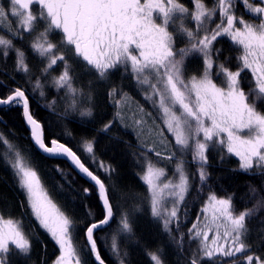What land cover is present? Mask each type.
Listing matches in <instances>:
<instances>
[{
  "label": "snow or ice",
  "instance_id": "6c2138e0",
  "mask_svg": "<svg viewBox=\"0 0 264 264\" xmlns=\"http://www.w3.org/2000/svg\"><path fill=\"white\" fill-rule=\"evenodd\" d=\"M191 4L182 0H0V20L11 24L4 29L0 23V63L4 65L0 72L15 85L0 81L5 89L0 109L19 108L38 150L67 159L92 185L82 189L84 216L78 218L54 202L38 171L17 153L12 167L18 187L40 228L59 246L52 264H107L98 246V241L103 243L100 234L119 214L118 231L132 238L134 212H147L160 224L176 246L178 264H204L214 257L232 258L231 264H264V254L251 251L248 239L250 220L259 217L264 225L260 215L264 186L249 185L251 206L237 209L232 195L220 196L208 183L207 170L212 151L220 162L235 157L239 170L264 175V109L259 107L264 103V0H191ZM238 4L250 14L248 19L238 13ZM225 39L233 55L218 46ZM30 55L38 59V65L30 63ZM9 60L12 73L7 71ZM73 65L91 79L82 82ZM118 73L130 78L145 99L158 107L174 137V149L167 157L170 162L174 159L172 173L147 163L141 176L147 195L134 197L143 207L131 209L122 202L128 193L113 182L115 169L95 157L94 138L85 139L82 148L96 171L57 138L46 142L43 124L31 110L32 94L40 90L43 97L50 86L56 94L51 103L59 97L64 115L92 118L97 82L107 86L109 97L127 95L123 85L113 80ZM17 76L23 84L15 83ZM119 117L117 112L114 119L102 123L101 131L110 130ZM146 155L141 151L140 156ZM189 165L195 166V172H190ZM190 192L203 196L204 202L189 225L185 218ZM93 193L99 210L88 202ZM74 237H82V242L74 244ZM31 247L21 220L0 212V264H11L13 256L29 259ZM110 250L116 264H129L128 252L115 237ZM145 255L150 264H166L160 248L146 249Z\"/></svg>",
  "mask_w": 264,
  "mask_h": 264
},
{
  "label": "trees",
  "instance_id": "16d2710c",
  "mask_svg": "<svg viewBox=\"0 0 264 264\" xmlns=\"http://www.w3.org/2000/svg\"><path fill=\"white\" fill-rule=\"evenodd\" d=\"M5 2V1H4ZM187 6L192 7L191 0H182ZM7 3V1L5 2ZM238 13H243L245 19L250 17L242 5H237ZM5 26V23H4ZM19 43V42H18ZM26 47V45H24ZM223 48L226 55H233V47L228 40H221L218 45ZM30 63L33 59L38 65L37 58L30 55ZM33 58V59H32ZM32 59V60H31ZM10 63H8L9 65ZM57 67L52 73L57 75L61 70ZM76 68L79 79L84 82L91 79L81 68L73 65ZM4 65L0 63V69ZM7 71L12 73L10 67L7 66ZM119 83L130 92L134 89L129 79H123L120 74H117ZM50 79V78H49ZM126 80V81H125ZM0 81L6 83L9 87L15 86L13 81L0 72ZM16 84H23L24 81L17 76ZM102 83L97 82L94 95L99 101L95 109L94 117H87L81 120L77 114L64 115V102L56 97V103H51L56 95L52 87L46 86L44 89L45 95L40 97L37 90L32 94L31 110L34 117L42 122L46 142L49 138L55 137L60 142L71 147L81 156L82 162L96 171L90 157L83 151L82 143L85 139H93L95 141L94 154L97 160H102L111 168L115 169L113 182L121 190L128 193L122 200L126 201V206L131 209L139 205L143 207L141 200L134 199L135 196L147 195V188L141 180L143 171L146 169L147 163L151 162L157 167H165L168 172L174 167V162H165V158L157 157L152 154H147L146 157L140 156L142 150L138 146V140L135 134L128 132L126 129L119 128L118 122H114L110 130L101 131L102 123H107L110 119H114V110L110 103H107V88L101 89ZM125 92H128L126 89ZM137 91V90H136ZM5 89L0 88V95H3ZM130 95V94H129ZM101 96V97H100ZM131 96V95H130ZM136 96V95H135ZM140 97V94H138ZM104 104V105H103ZM103 106V107H102ZM264 109V103L259 105ZM0 117L3 122L0 123V212L6 217L12 216L19 218L23 227L31 237V255L29 259L20 258L17 256L11 257V264H52V261L59 254V246L51 239L50 235L36 230L32 221L34 219L28 212L23 192L18 187L12 165L19 153L20 159L34 167L41 177L42 184L54 200V202L72 215L82 218L84 216V199H82V189L91 187L81 178H79L68 165L61 160H50L42 155L32 146L29 138V133L25 128L23 118L19 108L0 109ZM8 143L5 144L4 140ZM12 149H9V145ZM209 164L207 170L210 173L208 183L216 190L220 196L232 195L233 202L237 209H244L246 206H251L249 199V185L260 188L264 186V175L257 174L253 170L250 174H246L239 170L238 159L235 157L225 158L223 162L218 160V155L215 152L209 151ZM168 157V156H166ZM139 158V163L137 159ZM168 164V165H166ZM59 166L60 171L56 166ZM164 165V166H163ZM171 166H173L171 168ZM190 172H195V166L189 165ZM102 178L103 172H98ZM24 201V207H21V202ZM188 204V215L185 218L190 225L199 211V207L204 202L203 196H197L194 192H190L186 197ZM88 202L99 210L95 193L88 198ZM264 216V213L260 214ZM134 236L130 238L128 233L118 231L119 214L111 227L100 234L98 246L102 257L107 264H116L117 258L112 254L110 246L113 243V238H116L117 244L122 250L128 252L129 264H150L148 256L145 255V250L155 251L157 248L162 249L166 264H178L179 256L176 254V246L169 237L162 233L160 224L154 222L147 212L133 213L130 216ZM251 233L248 237L249 242L253 245L251 251L257 254H264V240L261 236L264 235L262 229L264 225L259 222V217L248 222ZM183 231H187L185 226ZM82 242V237H74V244ZM187 247V242H185ZM224 264L227 262L224 261ZM217 259L205 260L204 264H223Z\"/></svg>",
  "mask_w": 264,
  "mask_h": 264
},
{
  "label": "rangeland",
  "instance_id": "374dc122",
  "mask_svg": "<svg viewBox=\"0 0 264 264\" xmlns=\"http://www.w3.org/2000/svg\"><path fill=\"white\" fill-rule=\"evenodd\" d=\"M4 1L6 2L7 0H4ZM0 23L3 24L4 29H9L11 27L10 22L6 19L0 20ZM4 23H5V26H4ZM9 63L10 64L8 66L10 67V70H12L11 60H9ZM32 64H35L34 59H33ZM117 77L119 76L116 75L113 77V80L115 82H118L119 80L117 79ZM120 77L123 79H129L128 83L130 82L134 89L130 92L129 91L130 88L127 89L123 87V92L127 94L124 97L112 98L107 95V103L108 104L110 103V105L112 106L114 110V118L117 112L120 113V117L118 119H115V121L118 122L119 124V128L126 129L128 130V132H132L133 134L136 135L137 140H138L137 147L140 150L146 152L147 154H152V155H155V152H160L161 156L159 157L165 158L164 159L165 162H169V159L166 156H169L174 149V137L172 136L171 133L167 131L166 126L164 124V117L162 113L160 112L158 107L153 106L151 101L145 99L144 94L134 85L133 81L130 78H127L121 75ZM84 82L86 83L87 81H84ZM123 86H126V85L124 84ZM106 88L107 86L102 83L101 89L105 90ZM125 89L128 92H125L124 91ZM138 94H140V97L138 96ZM96 97L97 96H95V103L99 104V101L96 99ZM117 100H119V103H117ZM74 117H77L81 120H85L87 118V117L81 118L78 115ZM137 121H140V123H137ZM8 146H9V149H12L10 147V144ZM148 148L153 149V151L148 152ZM172 162H174V159ZM24 163L30 166L27 162H24ZM172 167L173 166H171V168ZM173 169L174 167L171 170H169V174L172 173ZM13 171H15L14 174H16V170L13 169ZM16 183L18 185V177H17ZM24 197H25V194H24ZM26 205L28 206V212L30 216L34 219V221L31 220L33 227L36 230L39 229L42 232H46L45 230L40 228L38 221L31 214L30 207L27 204V202H26ZM214 258L217 259V262L220 261L223 263L224 261H226L227 262L226 264H231V260H232V258H229V257H214Z\"/></svg>",
  "mask_w": 264,
  "mask_h": 264
},
{
  "label": "water",
  "instance_id": "95a60500",
  "mask_svg": "<svg viewBox=\"0 0 264 264\" xmlns=\"http://www.w3.org/2000/svg\"><path fill=\"white\" fill-rule=\"evenodd\" d=\"M23 122H24V120H23ZM24 125H25V123H24ZM25 128H26V130L28 131V133H29V129H28V127L25 125ZM30 142H31V144H32V146L40 153V155H42L43 157H45V158H47V159H50V160H61V161H64L67 165H68V167L79 177V178H81L83 181H85L87 184H89V185H91L90 183H89V181L83 176V175H81L79 172H78V170H76L75 168H74V166L67 160V159H65V158H52V157H49L47 154H44V153H42L40 150H38V148L33 144V142H32V140L30 139ZM92 186V185H91Z\"/></svg>",
  "mask_w": 264,
  "mask_h": 264
}]
</instances>
